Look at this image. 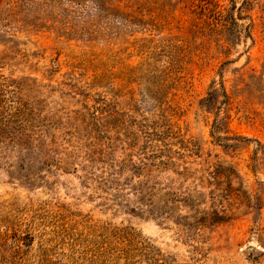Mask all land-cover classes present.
<instances>
[{
	"label": "rangeland",
	"instance_id": "obj_1",
	"mask_svg": "<svg viewBox=\"0 0 264 264\" xmlns=\"http://www.w3.org/2000/svg\"><path fill=\"white\" fill-rule=\"evenodd\" d=\"M0 264H264V0H0Z\"/></svg>",
	"mask_w": 264,
	"mask_h": 264
},
{
	"label": "trees",
	"instance_id": "obj_2",
	"mask_svg": "<svg viewBox=\"0 0 264 264\" xmlns=\"http://www.w3.org/2000/svg\"><path fill=\"white\" fill-rule=\"evenodd\" d=\"M200 222H202V221H196L197 224H202V223H200Z\"/></svg>",
	"mask_w": 264,
	"mask_h": 264
}]
</instances>
